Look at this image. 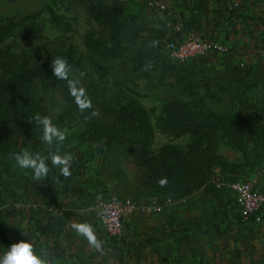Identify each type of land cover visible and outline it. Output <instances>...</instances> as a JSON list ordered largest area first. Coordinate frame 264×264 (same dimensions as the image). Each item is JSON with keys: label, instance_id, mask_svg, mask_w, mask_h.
<instances>
[{"label": "crops", "instance_id": "0c3cea01", "mask_svg": "<svg viewBox=\"0 0 264 264\" xmlns=\"http://www.w3.org/2000/svg\"><path fill=\"white\" fill-rule=\"evenodd\" d=\"M169 1L190 32L232 48L230 56L203 55L187 69L200 80L197 87L213 92L214 103L243 127L244 148L222 142L226 163L214 167L190 194L175 195L172 202L143 196L121 239L111 238L99 222L95 203L103 195L95 175L76 165L82 153L72 155L67 178L50 160L41 180L34 179L31 169L20 168L13 178L16 198L3 204L9 227L2 233V243L8 239L2 250L27 239L38 253L45 250L52 264H264V219L244 221L225 184L254 179L264 190V0ZM34 140L40 143L41 138ZM155 201L164 203L163 210L147 208ZM79 222L92 225L101 250L75 233L71 225Z\"/></svg>", "mask_w": 264, "mask_h": 264}, {"label": "rangeland", "instance_id": "374dc122", "mask_svg": "<svg viewBox=\"0 0 264 264\" xmlns=\"http://www.w3.org/2000/svg\"><path fill=\"white\" fill-rule=\"evenodd\" d=\"M105 1L116 2L123 18L131 13L137 14L138 19L144 21L146 29L138 39V44L125 56L103 61L84 43V35L99 29V25L80 0H0V16L20 21L0 51V117L4 116V122L0 118V250L8 244L6 236L2 243L3 230L9 227L2 217L6 213L3 204L9 206L16 198L13 195V178L21 170L9 158V154L24 148L32 149L33 153L34 150L49 149L42 139L40 143L34 140L42 137V129L34 122H29L37 114L48 116L58 128L66 132L63 153H82L76 165L83 166L85 171L95 175L99 181L100 195L116 190L139 200L144 196L141 192L145 189L142 166L133 157L123 153L115 157L106 138H99L93 128L72 113L59 88L45 84L40 77L34 76L16 92L10 88V81L17 74L38 61L49 59L54 49L73 43L78 49L77 57L83 59L84 68H76L72 73L85 87L88 83L85 73L92 72L89 62L92 58L109 67V79L117 80L143 105L155 107L156 112L168 100H189L196 93L204 92L203 88L197 87L200 80L189 72L187 64L174 59L166 47V42L177 30L174 25L167 23L164 11L151 3L147 4L146 0ZM167 3L173 7L171 1ZM146 4L148 11L144 7ZM51 9L60 20L59 26L51 20ZM32 14L37 17L23 19ZM41 23L43 27L38 29ZM186 27L184 29H188ZM153 42H157L155 46ZM232 51L230 47L227 56ZM97 119L104 120L103 115L97 114ZM188 138V135L172 138L157 132L152 146L157 149L170 140L185 144ZM99 143L102 144V153L97 155L95 147ZM5 251L2 250L0 254Z\"/></svg>", "mask_w": 264, "mask_h": 264}, {"label": "trees", "instance_id": "16d2710c", "mask_svg": "<svg viewBox=\"0 0 264 264\" xmlns=\"http://www.w3.org/2000/svg\"><path fill=\"white\" fill-rule=\"evenodd\" d=\"M80 1L85 4L90 16L99 25V29L84 35V43L103 61L119 59L138 44V39L146 27L144 21L138 19L137 14L131 13L124 18L121 17L122 12L116 2ZM172 9L178 13L174 7ZM164 14L167 20V13ZM50 16L52 22L59 26L60 20L53 9L50 10ZM36 17V14H32L23 19ZM19 23L20 21L0 16V51L4 41ZM42 27L43 23L38 29ZM77 54L78 49L73 43L67 47L54 49L49 59L38 61L31 68L17 74L10 81L12 83L10 88L17 92L34 76L40 77L45 84L59 88L72 113L93 128L99 138H106L115 157L123 153L133 157L142 166L145 189L141 194L144 196L173 198L175 195L190 194L207 181L214 167L226 163L224 155L219 150L222 142L234 149L244 148L246 145L243 127L214 103L213 92L205 90L203 93H196L189 100L183 98L168 100L162 104L159 112H156L155 107L148 108L143 105L117 80L109 79V67L92 58L89 59L92 72L85 73L88 77L87 87L81 84L87 91L92 108L80 112L74 98L69 94L67 81L52 75L50 66L52 58L62 56L71 67L69 78L78 79L72 71L84 68V63ZM200 57L178 62L192 64ZM93 111L96 115H92ZM99 113L103 115L104 120L97 119ZM1 117L4 122V116ZM157 132L172 138L184 135H188L189 138L185 144L170 140L154 149L152 144ZM160 178L167 179L166 186L161 187L158 184Z\"/></svg>", "mask_w": 264, "mask_h": 264}, {"label": "built area", "instance_id": "2783aa9c", "mask_svg": "<svg viewBox=\"0 0 264 264\" xmlns=\"http://www.w3.org/2000/svg\"><path fill=\"white\" fill-rule=\"evenodd\" d=\"M168 15V24L174 25L176 33L167 42L170 55L183 62L190 58L230 53V46L220 40L208 39L184 29V22L164 0H148ZM181 29H184L181 31ZM225 184L234 192L239 214L244 221L261 222L264 219V190L254 179H231ZM168 201L172 202L169 197ZM140 200L112 190L96 200L95 208L101 226L115 239L124 238L128 233L127 218L142 207ZM164 203L155 201L147 206L150 210H163Z\"/></svg>", "mask_w": 264, "mask_h": 264}, {"label": "clouds", "instance_id": "9594fccd", "mask_svg": "<svg viewBox=\"0 0 264 264\" xmlns=\"http://www.w3.org/2000/svg\"><path fill=\"white\" fill-rule=\"evenodd\" d=\"M156 43L153 42V46ZM50 66L52 75L67 81L69 94L74 98L79 111L85 112L91 109V100L87 96L86 89L81 85V81L69 78L71 67L68 61L62 56H56L52 58ZM81 76H83V73H81ZM92 115H96V112L93 111ZM29 122H34L37 127L42 129V142L48 146L50 151L47 155H43L24 148L18 152L10 153L9 158L15 162L17 167L31 169L36 180H41L48 175L50 170L49 160L51 165L59 169L60 174L65 178L71 176L70 168L74 157L71 153L61 154V147L67 138L66 132L58 128L48 116L37 114ZM157 182L161 187L166 186L168 183L166 178H160ZM71 227L77 235L83 236L94 249H102V241L97 238L91 224L79 222L73 223ZM47 256L48 253L45 250L38 253L30 241L22 239L12 243L3 254H0V264H52Z\"/></svg>", "mask_w": 264, "mask_h": 264}, {"label": "water", "instance_id": "95a60500", "mask_svg": "<svg viewBox=\"0 0 264 264\" xmlns=\"http://www.w3.org/2000/svg\"><path fill=\"white\" fill-rule=\"evenodd\" d=\"M95 152L97 155H100L102 153V144L101 143L96 145Z\"/></svg>", "mask_w": 264, "mask_h": 264}]
</instances>
